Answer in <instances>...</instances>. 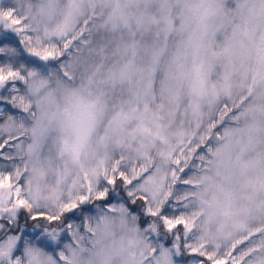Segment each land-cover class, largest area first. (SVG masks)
<instances>
[{
  "label": "snow or ice",
  "instance_id": "6c2138e0",
  "mask_svg": "<svg viewBox=\"0 0 264 264\" xmlns=\"http://www.w3.org/2000/svg\"><path fill=\"white\" fill-rule=\"evenodd\" d=\"M88 3L93 10L99 3L107 11L98 25L107 35L95 47H92V41L83 40L90 55L98 58L91 73L84 77L87 85H81L88 96L72 90L63 112L58 105L57 110L51 112L56 103L55 93L62 84L59 80L55 85L42 81L44 95L37 100L41 119L24 131L30 132L38 145L48 131L44 120L59 117L61 154L68 153L77 160L94 134L97 141L102 142L109 131H126V125L132 120L136 121L132 133L151 135L162 143H168L170 137L175 136L179 148L161 153L170 164L167 196L175 210L164 214L168 207L165 205L159 211L149 207L148 213L163 216L169 231L184 233L192 232L194 219L202 217L203 235L189 237L201 242L195 246L191 243L181 245L188 247L192 257H198L202 264H244V257L255 251L260 254L251 264H264V239L259 246L253 245L242 252L238 259L232 258L237 246L248 239L247 235L234 236L243 227L240 218L251 212L253 203L264 210V200L257 203V197L264 194V153L257 158H245L256 134L264 132V0H236L234 10L226 6V0H88ZM79 12V0H74V6L65 18V29ZM101 14L104 15L103 11ZM6 16L11 19L12 13L8 12ZM236 16L240 17V23L235 22ZM12 23L20 25L22 21L13 19ZM89 23L84 21L79 37L91 31ZM222 31L224 38L218 40L217 34ZM75 39L68 38L63 48L69 49ZM33 51L35 55H41L38 50ZM55 57V51L43 54L44 60ZM63 67L64 77L72 79L69 71L72 65ZM13 77L23 78L16 71L4 75L0 69V89H5ZM92 88L96 90L94 98ZM12 92L16 93L17 89L13 88ZM184 95L190 97L183 106V116L188 118L190 115L189 127L172 133L169 130L180 114V101ZM222 97L232 103H224L219 112L220 121L251 99L238 116H233L236 121L243 118L245 123L242 127L226 129L218 137L221 142L217 147L209 149L212 159L199 156L200 174L189 177V160L195 158L199 144L209 138V133L217 126L212 112L208 111L209 123L204 134H200L205 117L203 105L212 109ZM16 99L21 104L25 102L22 95ZM29 107L21 110L27 112ZM109 112L104 136H100L98 125ZM11 159V156L0 155V187H12V169L6 166ZM118 176L119 181L113 176L106 183L133 184L124 171L120 170ZM145 177V184L155 186V175H148L145 169ZM16 194V203L23 210L28 202L20 198L19 188ZM105 195L106 191H100L98 198ZM86 199L81 197V200ZM78 207L76 203H65L59 206L58 213L49 215L42 210L32 219H47L55 224L63 216L71 229L72 225L67 221ZM213 224L216 225L213 239H229V251H220L219 244L209 246L203 242L211 234ZM228 224L232 229L225 232ZM261 231L256 229L251 235ZM11 239L5 236L0 239V244ZM177 239H183V236ZM58 257L67 264L65 253H58Z\"/></svg>",
  "mask_w": 264,
  "mask_h": 264
},
{
  "label": "clouds",
  "instance_id": "9594fccd",
  "mask_svg": "<svg viewBox=\"0 0 264 264\" xmlns=\"http://www.w3.org/2000/svg\"><path fill=\"white\" fill-rule=\"evenodd\" d=\"M73 6L74 0H0V37L12 33L20 42L19 45H0V54L13 58L12 63L4 64L0 69L4 75L9 71H16L23 77H13L9 81L14 86L19 82L22 88L15 87L17 92L14 95L0 98L19 110L30 105L27 112L21 110L22 114L4 113V118L0 121V148L8 145L10 149L0 155L12 157L6 165L12 169V187H0V220L10 222V225L0 223V230H3V237L10 236L12 239L6 244H0V264H65L58 257L60 252L65 253L67 264H202L198 257H192L188 247L181 246L186 243L195 246L201 242L193 241L189 237L203 235L205 226L202 217L194 219L192 232L184 233L169 231L163 216L148 213L149 207L159 211L165 205H170L167 196L170 164L165 162L161 153L179 148L175 136H171L168 143H162L154 136L132 133L136 127V121L132 120L126 125V131H109L102 142H98L94 134L89 146L77 160L68 153L61 154L58 146V137L61 135L59 117L44 120L48 131L38 145L30 132L24 131L25 128L33 127L36 120L41 119V107L37 106V100L44 95L42 81H50L55 85L59 80L62 84L55 93L56 103L51 107V112L57 110V105L60 112H63L68 106V97L72 90H79L85 97L88 96V92L81 85H87L84 77L91 73L92 65L98 58L90 55L83 40L92 41V47H95L101 38L107 35L98 27L107 11L102 9L99 3L93 10L88 0H79L80 12L72 17L68 28L65 29V18ZM226 6L234 10L237 6L236 0H226ZM8 12L12 13L11 19L6 16ZM13 19H20L22 23L15 25L12 23ZM85 20L90 22L91 31L79 37ZM235 22L240 23L239 16H236ZM70 37H75V42L65 50L63 44ZM223 38V31L217 34L218 40ZM34 49L41 55H35ZM46 51H55L56 57L44 60L43 54ZM61 51L64 52L63 56L60 55ZM25 54L38 58L47 70L35 65L29 66L22 60ZM16 62H19L18 67L15 66ZM69 64L72 65L69 69L72 79H66L63 74V66ZM91 91L94 98L95 88ZM20 95L25 97L23 104L16 99ZM189 101L190 97H181V111L170 132L189 127L190 115L188 118L183 116V106ZM250 102L251 99L246 104ZM224 103L231 105L232 101L222 97L212 109H209L207 104L203 105L205 117L200 134H204L209 123L208 111L212 112V119L216 121L217 126L211 130L209 138L199 144L195 158L189 160V177L200 174L199 156L212 159L209 149L217 147L221 142L218 137L222 136L226 129L242 127L245 123L243 118L236 121L233 116H238L246 104L234 108L220 121L219 112L223 110ZM109 116L110 112L98 125L97 134L100 136H104ZM261 153H264V132L256 134L255 142L245 154V158H257ZM145 169L148 175L156 176L155 186L145 184ZM120 170L133 181L132 185L124 182L113 185L106 183L107 179L113 176L119 181ZM17 188L20 189V198L28 202L23 211L35 222L32 226L40 230V237L58 245L54 251L41 246L40 237L33 239L23 234L25 224L30 221L23 224L19 222L22 210L16 203ZM121 190L126 193L127 202L121 200L111 204L105 203L111 193L116 192L119 195ZM100 191L107 192L102 199L98 198ZM82 196L87 199L81 200ZM260 200H264V194L257 197V203ZM65 203L78 204L75 213L82 216L81 220L70 222L71 229L65 224L63 216L55 224L47 219H32L42 210L49 215L58 213L59 206ZM129 205L137 207L138 211H133ZM85 206H90L93 211H84ZM250 207L251 212L240 218L243 227L234 233V236L238 237L247 235L248 239L244 244L237 246V254L233 255V259H238L242 252L253 245L259 246L260 241L264 239V210L256 207L255 203ZM142 217L147 220V224L143 226ZM190 223H193L192 219ZM9 227L13 234H8ZM231 229L232 225L228 224L224 230L228 232ZM256 229L262 231L251 235ZM215 231L216 225L213 224L211 234L203 242L209 246L219 244L220 251H229L230 240L213 239ZM178 236H183V239H177ZM259 254V251H255L245 256L244 264H251Z\"/></svg>",
  "mask_w": 264,
  "mask_h": 264
},
{
  "label": "rangeland",
  "instance_id": "374dc122",
  "mask_svg": "<svg viewBox=\"0 0 264 264\" xmlns=\"http://www.w3.org/2000/svg\"><path fill=\"white\" fill-rule=\"evenodd\" d=\"M4 43H11V44L19 45L20 42H19L18 37L15 36V34L7 33L4 36L0 37V45H3ZM22 60L24 62H26L29 66L35 65L37 67H42V68H45V70H47L46 66L43 65L42 62H40L38 58L30 57L27 54H25L22 57ZM12 62H13L12 57L6 56L4 54H0V66H2L4 64L12 63ZM15 66L18 67L19 62H16ZM15 87H21L22 88V86L19 84V82H16L15 86L12 83H9V85L5 89H0V97H3V96H9L10 97L11 95H14L15 93L12 92V89ZM4 113L18 115V114H22V111L14 108L7 100L0 98V121L3 120V118H4L3 114ZM9 150L10 149H9L8 145H5L3 148H0V153H4V152L9 151ZM113 193L115 195L113 200L111 202H106L107 204H111L114 202H120L121 200H124L125 202H127L126 193H124L122 191H121V194H119V195L116 192H113ZM174 210H175L174 206L172 204H170L164 210V214H169V213L173 212ZM84 211L92 212L93 209L90 206H85ZM133 211H138V209L137 210L133 209ZM81 219H82L81 215H77L76 213H74V214L69 216L67 222L70 223L72 220L79 221ZM19 220H20V217H19ZM144 221L145 222L142 223V226L147 224V220L145 219ZM0 223L10 225L9 221H4V220H0ZM8 234H13L11 227L8 228ZM23 234L25 236H30L31 238L36 239L37 237H40V230L37 229L36 227H29V226L25 225L23 228ZM0 237H3V230H0ZM39 243L41 246L45 247L49 251H54L55 248L58 247V245H54L51 241L47 240L45 237H40ZM236 254H237L236 252L233 253V255H236Z\"/></svg>",
  "mask_w": 264,
  "mask_h": 264
},
{
  "label": "trees",
  "instance_id": "16d2710c",
  "mask_svg": "<svg viewBox=\"0 0 264 264\" xmlns=\"http://www.w3.org/2000/svg\"><path fill=\"white\" fill-rule=\"evenodd\" d=\"M122 192H123V190H121ZM114 193L112 194L111 193V195H110V198H109V200H107V201H105V203L106 202H111L112 200H113V198H114ZM131 206V205H130ZM134 210H137L138 208L137 207H134V206H131ZM42 219V218H41ZM145 219L142 217V220H141V223H144L145 221H144ZM25 221H30L29 223H26L25 225L26 226H29V227H33L32 225L35 223L34 221H31V218L30 217H27L26 216V213L22 210V212H21V215H20V220H19V222L21 223V224H23V223H25Z\"/></svg>",
  "mask_w": 264,
  "mask_h": 264
}]
</instances>
